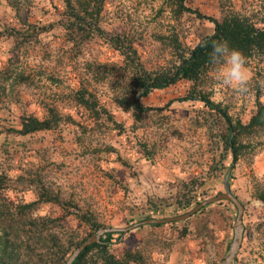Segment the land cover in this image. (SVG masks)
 I'll return each mask as SVG.
<instances>
[{"label": "rangeland", "instance_id": "374dc122", "mask_svg": "<svg viewBox=\"0 0 264 264\" xmlns=\"http://www.w3.org/2000/svg\"><path fill=\"white\" fill-rule=\"evenodd\" d=\"M186 3L218 20L222 19V8L232 3L236 9L246 8L258 25L264 22V0ZM63 10V0H0V31L11 27L25 30L31 24L46 26L45 32L18 48H14L15 39H0V68L10 58L19 59L32 80L31 84L7 87L0 94V126L18 127L22 107L39 119L47 114V107H54L74 120L25 136L1 133L0 170L10 176L16 188L21 187L15 182L16 175L38 173L50 191L75 199L103 227L115 228L138 222L146 214L168 218L188 212L199 202L224 192V178L229 171V189L244 207L242 241L229 264H264V205L256 197L264 187V129L244 137L238 159L233 160L219 137L218 124L204 111L202 102L174 100L195 89L187 80L141 98L149 113L141 127L132 128L131 111L115 103L116 96L123 94L122 87L128 86L123 55L106 35L85 41L76 54L77 44L55 24L62 19ZM99 24L104 32L133 34V47L149 71L170 67L180 52L186 54L212 30L207 20L195 14L184 12L175 17L163 0H105ZM174 36L179 47L171 41ZM88 63L111 68L112 75L97 81L87 72ZM207 76L197 88L226 108L233 120L246 122L256 109L257 96L264 102V59L244 63L240 57L230 55ZM81 84L96 95L126 131L91 130L96 126L92 113L75 106L72 99ZM85 136L82 147L77 139ZM136 140L147 143L151 158L145 156ZM103 147H110V151ZM36 192L30 187L22 196L29 201ZM187 193L195 194L199 201L193 200L188 207H178L174 212L176 198L183 200ZM17 194L14 190L7 192L13 200H18ZM203 208L185 221H171L160 227L142 225L123 232L121 237L116 232L110 246L119 250L145 247L148 253L142 256V264H226L225 257L235 238L236 207L223 200ZM64 210L44 203L38 212L63 216L67 227L75 230L76 239L93 233L88 234V225L82 219L64 216Z\"/></svg>", "mask_w": 264, "mask_h": 264}, {"label": "trees", "instance_id": "16d2710c", "mask_svg": "<svg viewBox=\"0 0 264 264\" xmlns=\"http://www.w3.org/2000/svg\"><path fill=\"white\" fill-rule=\"evenodd\" d=\"M104 1L63 0L62 19L55 24L62 27L64 33L77 44L76 54L82 50H80V46L85 41H92L97 35H106L109 37L111 45L123 55V68L128 75L126 76L128 86L122 87L123 94L116 96L115 103L121 109L131 111L132 128L141 127L142 119L149 113V109L141 103V98L150 95L154 90L187 80L194 85L195 89H191L188 95L174 100L202 102L204 111L210 113L214 118L213 121L218 124L220 139L234 160H237L244 146L243 138L256 135L257 131L264 129V102H261L257 96L256 109L249 119L246 122L240 119L233 120L226 108L211 100L207 92L197 87H200V84L208 77L207 75L223 64L230 55L240 57L244 63H249L256 58L263 60L264 22L263 25H258L253 20V14L247 12L246 8L236 9L232 3L222 8V19L218 20L211 15L192 9L187 5L186 0H163L170 6L175 17H180L184 12L195 14L196 17L207 20L212 25V30L203 35L186 54L180 52L177 62L170 67L149 71L142 65L136 49L133 47V34L127 32L111 34L104 32L101 28L99 20L104 8ZM15 9L17 11L19 8ZM18 14H20L19 11ZM45 28V25L38 26L37 24H31L25 30H16L13 27L4 28L0 31V39H15L14 48H18L33 40L34 35L45 32ZM35 41H37V37H35ZM171 41L174 46H180L176 36ZM86 69L97 81H104L113 72L111 68L101 64L97 66L88 63ZM31 83L30 74L26 72L25 66L20 64L19 59L10 58L0 68V94H3L7 87ZM72 99L75 101V106H81L92 113L91 116L96 124L94 128H91L92 131L94 129L98 131L113 129L118 133L126 131V127L116 120L109 109L99 103L96 95L88 90L85 84H81L73 93ZM46 110L47 114L39 119L22 107L18 127L0 126L2 128L0 134L25 136L41 130L54 129L62 122L74 121L70 115L61 114L54 107H47ZM85 132L87 131H83V134ZM86 138L87 136L77 139L82 142V147ZM135 144L141 147L147 158H151L145 141L136 140ZM103 149L107 152L110 151V147H103ZM11 181L10 176L0 170V264H66L72 251L88 238L87 236L76 239L75 230L67 227L63 216L39 214L38 210L44 203L63 207L65 209L64 216L70 214L76 216L77 219H82L88 225L90 231L88 234L103 227L88 209L81 207L78 201L61 192L50 191L38 173L27 171L16 175L15 182L21 185L20 188L12 185ZM30 187L36 188L38 192L32 200L26 201L22 192ZM9 190L18 193V200L10 199L7 196ZM256 197L264 205V187L258 190ZM176 200L177 206L173 208L174 212H177L179 208L188 207L193 200L197 203L199 198L195 194L187 193L183 200L182 197L176 198ZM217 202L223 203V200ZM203 209L202 207L195 213L202 212ZM155 211L164 212L165 209H155ZM148 218H152V214L144 215L142 220ZM150 225L162 226V224ZM115 233L107 232L101 236L100 242L86 246L72 264H142V256L148 253V250L138 245L133 248H124V250L111 248V239ZM123 234V232H118L120 237ZM182 234H185V229Z\"/></svg>", "mask_w": 264, "mask_h": 264}, {"label": "water", "instance_id": "95a60500", "mask_svg": "<svg viewBox=\"0 0 264 264\" xmlns=\"http://www.w3.org/2000/svg\"><path fill=\"white\" fill-rule=\"evenodd\" d=\"M234 160V157H233ZM230 172L228 171L224 178V192L217 194L213 196L212 198L205 199L201 202H199L194 208H192L190 211L185 212L178 216L168 217V218H148L144 220H140L138 222H135L129 226H126L124 228H115V227H105L100 228L96 230L94 233H92L88 238L83 240L69 255V257L66 260V264H72L73 260L80 254L81 251L84 250V248L88 245H91L93 243L100 242V238L103 234L107 232H127L133 228H136L138 226L142 225H150V224H163L171 221H183L191 217L197 210L201 209L202 207H205L206 205L216 202L219 200H227L234 204L237 210V215L235 218V221L233 223V229L235 232V238L231 244L230 250L228 251V254L225 257L226 264H229L231 259L234 257L235 252L237 251L243 237V223H242V215L244 211L243 204L241 201L231 193L229 186H228V178H229Z\"/></svg>", "mask_w": 264, "mask_h": 264}]
</instances>
